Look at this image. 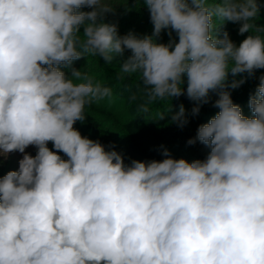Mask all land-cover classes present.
<instances>
[{
    "label": "clouds",
    "instance_id": "clouds-1",
    "mask_svg": "<svg viewBox=\"0 0 264 264\" xmlns=\"http://www.w3.org/2000/svg\"><path fill=\"white\" fill-rule=\"evenodd\" d=\"M143 4L153 30L141 37L105 22L111 0H0V156L23 154L0 177V264H264V75L249 95L251 117L230 91L264 69V25L255 23L264 4ZM225 22L251 34L237 46ZM126 50L117 79L139 74L140 112L186 96L195 116L210 93L218 97V114L187 141L210 149L204 160L164 149L162 160L126 163L114 145L74 128L112 90L62 67L88 55L110 64ZM171 121L187 125L183 104Z\"/></svg>",
    "mask_w": 264,
    "mask_h": 264
},
{
    "label": "trees",
    "instance_id": "trees-1",
    "mask_svg": "<svg viewBox=\"0 0 264 264\" xmlns=\"http://www.w3.org/2000/svg\"><path fill=\"white\" fill-rule=\"evenodd\" d=\"M126 8L137 7V3H131L132 0H120ZM139 1V0H136ZM130 4V5H129ZM85 11H90L89 8H83ZM147 9V8H146ZM124 16V11L118 10L114 13H109L106 16L105 22H115L118 24L119 34L125 35L127 30L123 28V22L120 17ZM219 19L214 21L215 23H220ZM228 23V22H225ZM224 31V30H223ZM83 33V28L81 30ZM163 43H167L169 36L167 35V30L163 32ZM229 36H232V32L229 33ZM173 38L175 33H173ZM93 56L88 55L82 57L79 60L73 62L69 67H62V70L66 75L70 76L71 69L75 68L81 70V72L87 73L88 75H94V82H101L103 80H112L109 82L112 83H100L102 86L111 88L112 95L109 97L119 96L122 99V104L125 106L126 114L123 117L116 116L118 112L114 108L107 107V102L101 105H97L94 102L92 105L88 106L89 109L96 114L105 116L108 119H111L116 122L122 130L128 136L127 147L132 151H139L142 159L141 161H150V160H162L165 157L163 156L164 149H167L170 153V156L174 159H181L179 153H174L170 151L165 145L166 140L175 141L178 144L179 150L186 151L189 153L194 151L192 159L190 162L195 160V156L199 154L197 158L199 160H204L205 156L208 155L210 149L197 141L194 145H189L187 141L191 138H194L197 133V129L201 124L207 123L211 118H214L218 114L219 109L213 107L214 101L218 98L214 93H210V101L207 104H202L200 107V112L198 115H192L191 109L195 106L196 102L190 101L186 96H181L179 98H166L164 100H157L152 103H148V111L140 112L139 106L141 104L147 103L146 96L144 93V86L141 82L140 76L138 73L127 75L125 74L124 79H118L112 73L108 74H99V69H94L91 67V61ZM240 75V74H239ZM239 75L235 79L239 78ZM264 75V69L256 70L254 76L246 79V82L237 89H230L231 98L233 102L239 105L242 109V114L247 117H251L252 113L248 107L249 95L254 93L256 86L259 83L258 77ZM116 78V79H115ZM115 79V81H113ZM232 77L230 75L229 81ZM80 81H77L79 83ZM183 87L186 89L187 80L184 78ZM135 95L136 99L133 100L131 97ZM108 97H105L103 100L106 101ZM183 104L185 108V115L188 119V123L183 128L178 127L177 124L172 123L171 116L179 111V106ZM164 115V119H160V115ZM154 149V153L151 154V150ZM206 152V154H203ZM196 159V160H197ZM127 163L128 161L125 160Z\"/></svg>",
    "mask_w": 264,
    "mask_h": 264
},
{
    "label": "rangeland",
    "instance_id": "rangeland-1",
    "mask_svg": "<svg viewBox=\"0 0 264 264\" xmlns=\"http://www.w3.org/2000/svg\"><path fill=\"white\" fill-rule=\"evenodd\" d=\"M134 2L137 3L138 5L137 7L126 8V6H124L120 0H111L112 6L115 7V12L118 10L124 11V16L120 17V19L123 22V28L127 30V33L133 32L141 37L144 35H151L153 30V25L150 22V14L148 12V9H146L147 7L144 6L143 0H140V3L139 1L132 0L130 4ZM258 2L260 4H264V0H258ZM80 11H85V10L82 8L80 9ZM255 23L259 25H264V8H261L259 17H257ZM221 24L222 22L215 23V26L220 27ZM239 27H240L239 24L228 22V23H224L221 29V31L224 30L227 31L228 33L232 32V36L230 38L234 43L237 44V46L243 39H245L248 35L251 34V33H244L243 35L238 34ZM82 28L83 27H81V30ZM162 39H163V35H161V39L158 42L163 43L161 41ZM129 55L130 52L126 50L124 53V57L122 58L118 57L114 59L110 64L105 63L99 56H93L91 61V67L94 69H99V74L105 75L112 72L117 77V74L120 73L123 59H126L127 56ZM246 75L247 74H240L239 78L237 79H240L242 76H246ZM91 77L94 78V75H92ZM115 79H113V81H115ZM109 81L103 80L99 83H106V84L112 83ZM121 101L122 99L119 96H114L111 98L108 97V99L104 102L103 100H100L96 103L97 105H101L102 103L104 104L105 102H107V107L116 109V111L118 112L116 116L121 118L126 114L125 106L122 104ZM85 115L87 116V118L83 123L77 121L74 124V128L79 130L82 136H86L92 140H99L103 145L106 146V150L109 145H114L115 150L121 152L124 155L125 160L128 162L132 159L141 161L142 157L139 151L138 150L132 151L127 147L128 145L127 142L129 140L128 136L126 135L124 130H122V127L116 124L115 121L108 119L105 116L93 113L88 106H86L85 108ZM164 145L170 151H173L176 154L180 152L179 153L180 156L189 162L192 159L193 154L195 153L194 151H192V153H189L188 150L186 151L179 150L180 147H178V144L172 140L169 141L166 140L164 142ZM47 146L49 147L50 150L55 151L51 142H49ZM25 151L28 154L35 156L37 152V148L35 146H29ZM152 153H154V149L151 150V154ZM58 154L61 155L62 158L67 159V157L64 156L63 153H58ZM203 154H206V152H204ZM22 156L23 154L18 152L10 153L7 157L0 156V177L5 175L8 171L17 170L19 166V160L22 159ZM201 157H203V155ZM201 157H199V154H197L195 156V160ZM206 157L207 156H205V158Z\"/></svg>",
    "mask_w": 264,
    "mask_h": 264
}]
</instances>
